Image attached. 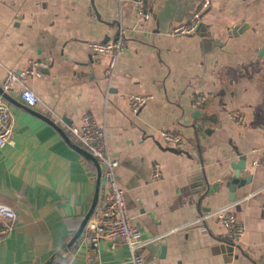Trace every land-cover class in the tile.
<instances>
[{"label":"crops","instance_id":"crops-1","mask_svg":"<svg viewBox=\"0 0 264 264\" xmlns=\"http://www.w3.org/2000/svg\"><path fill=\"white\" fill-rule=\"evenodd\" d=\"M201 1L150 0L143 21L134 0H0V84L8 69L36 62L26 86L38 98L28 107L17 89L9 95L14 128L0 147V204L16 221L0 240V264H44L59 250L48 264L128 261L121 241L102 239L94 251L83 229L64 247L107 193L98 165L65 129L83 114L104 128L119 162L145 264H264V162L253 164L263 159L264 0H210L195 34L173 36ZM118 36L125 48L107 81L106 57L92 56L87 43ZM128 94L149 97L138 113ZM160 130L181 133L192 148L179 150ZM240 155L249 179L235 175ZM222 207L244 227L230 258L212 215Z\"/></svg>","mask_w":264,"mask_h":264},{"label":"built area","instance_id":"built-area-1","mask_svg":"<svg viewBox=\"0 0 264 264\" xmlns=\"http://www.w3.org/2000/svg\"><path fill=\"white\" fill-rule=\"evenodd\" d=\"M149 1L134 0L135 13L140 20L146 21L151 17ZM209 4L210 0H202L186 22L171 29V34L175 37L195 34L199 29L202 16L209 7ZM87 46L92 56L106 57L104 78L109 81L114 76L117 57L125 48L123 39L118 36L104 42L89 41ZM36 65V62H32L24 70L8 69L1 81L0 147L12 142L14 128L11 103L4 98L3 94L10 95L11 92L17 89L19 98L24 105L28 107L36 106L38 98L26 86L27 78L31 74H36ZM148 98V96L141 94H128L125 96L127 106L132 113H138ZM205 100V95L201 94L195 97L193 103L200 105ZM233 117L237 123L241 122L242 116L239 112H234ZM65 129L97 161L100 176L105 180L107 186L104 204L89 215L83 226L82 232L85 241L94 251L97 250L98 244L102 239L121 241L129 252V259L123 264H145L140 252L145 241L129 214L125 200V191L119 185L117 179L119 162L107 150L104 128L92 117L83 114L77 121L65 123ZM158 133L164 141L173 144L183 152H187L192 148V143L179 132L160 130ZM262 142L263 159L260 162H253L256 166L264 162V132L262 134ZM152 176L153 178L160 176L157 165ZM212 215L223 224L227 244L235 247L240 242L244 233L242 223L238 221L235 214L228 207L218 208L213 211ZM15 221V211L7 205L0 204V240L13 229Z\"/></svg>","mask_w":264,"mask_h":264},{"label":"water","instance_id":"water-1","mask_svg":"<svg viewBox=\"0 0 264 264\" xmlns=\"http://www.w3.org/2000/svg\"><path fill=\"white\" fill-rule=\"evenodd\" d=\"M238 30V29H236ZM264 50V46L262 48V51ZM0 93H1V89H0ZM4 98H6L10 103H16L12 98L9 97V95H6V94H3ZM46 120V119H45ZM47 122H49L51 125H53L60 133L61 135L64 137V139H66V141L69 142V138L67 137V135L65 134V132H63L59 127H57L55 124H53L49 119L46 120ZM74 146V145H73ZM81 154H83L85 157H87L88 159L94 161L97 165V161L87 152L85 151L84 149H81L79 146H74ZM241 160H238L236 163H235V168L237 169V171L235 172V175L236 177H244V176H247L248 179L250 178V175L247 173V170L245 169L246 168V164H245V158H244V155H240L239 156ZM94 205H92V207L90 208V210L88 211L87 215L83 218L79 228L77 229L76 233L74 234L73 238L64 245V247L66 248H70L74 241L77 239V237L79 236L81 230L83 229V226L87 220V218L89 217V215L91 214V211L93 209ZM222 249V253L224 254H227V258H230L229 256H233L235 255V253H237L236 250H234V247L231 246L230 244H224L222 245L221 247ZM61 254V251H56L50 258L48 261H46L44 264H48L50 263L53 259H54V256H57V255H60ZM229 260V259H228Z\"/></svg>","mask_w":264,"mask_h":264},{"label":"trees","instance_id":"trees-1","mask_svg":"<svg viewBox=\"0 0 264 264\" xmlns=\"http://www.w3.org/2000/svg\"><path fill=\"white\" fill-rule=\"evenodd\" d=\"M60 262L64 264V260H60Z\"/></svg>","mask_w":264,"mask_h":264}]
</instances>
